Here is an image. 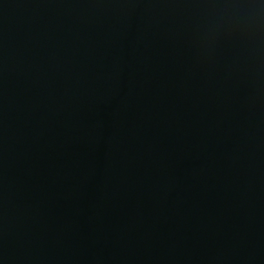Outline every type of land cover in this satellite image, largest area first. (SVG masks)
<instances>
[{"label":"water","instance_id":"obj_1","mask_svg":"<svg viewBox=\"0 0 264 264\" xmlns=\"http://www.w3.org/2000/svg\"><path fill=\"white\" fill-rule=\"evenodd\" d=\"M0 264H264V0H0Z\"/></svg>","mask_w":264,"mask_h":264}]
</instances>
